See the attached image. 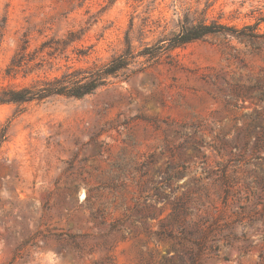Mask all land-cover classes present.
<instances>
[{"label": "rangeland", "instance_id": "1", "mask_svg": "<svg viewBox=\"0 0 264 264\" xmlns=\"http://www.w3.org/2000/svg\"><path fill=\"white\" fill-rule=\"evenodd\" d=\"M187 21L232 30L138 55ZM127 38L92 94L0 104V264H264V0H0V86Z\"/></svg>", "mask_w": 264, "mask_h": 264}, {"label": "trees", "instance_id": "2", "mask_svg": "<svg viewBox=\"0 0 264 264\" xmlns=\"http://www.w3.org/2000/svg\"><path fill=\"white\" fill-rule=\"evenodd\" d=\"M230 30L232 29L221 24H207L205 21L190 23L187 21L181 26L178 32L167 38L165 43L148 46L140 51L138 55L155 58L160 53L169 54L174 49L201 39L206 35ZM67 38H70V42H76L81 39L76 31H69ZM58 42L60 43V41ZM126 43L127 48L125 52L112 58L110 62H95L89 67L76 68L70 66L62 76L54 78L44 77L38 79L30 86H0V104L43 101L54 95L82 98L92 94L98 88L107 84L109 77L115 76L120 70L126 69L130 65L131 60L135 58L132 44L128 38ZM54 49L55 47H53ZM27 50L28 45L22 46L21 50L12 57L6 69V77L12 76L15 78L20 73V70L27 68L29 61H46L44 59V49L36 50L34 56H30ZM47 55L53 56V53H48ZM25 75L28 74L25 73Z\"/></svg>", "mask_w": 264, "mask_h": 264}]
</instances>
